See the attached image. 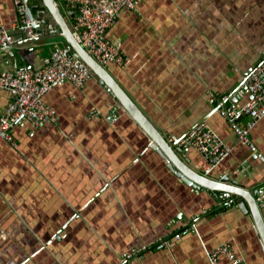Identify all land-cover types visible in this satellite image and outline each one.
<instances>
[{
    "label": "crops",
    "instance_id": "obj_1",
    "mask_svg": "<svg viewBox=\"0 0 264 264\" xmlns=\"http://www.w3.org/2000/svg\"><path fill=\"white\" fill-rule=\"evenodd\" d=\"M139 7V14L123 10L108 32L132 62L107 69L174 149L176 138L206 120L233 150L208 174L197 151L177 154L191 170L255 195L264 185V116L251 132L253 150L222 115L231 99L218 94L236 90L264 56V0H142ZM17 21L16 0H0V25L26 38ZM65 44L54 37L1 50L0 73L41 67ZM45 99L57 124L24 122L11 130L13 140L0 142V264H212L207 250L224 242L249 264H264L248 204L247 213L242 198L220 202L180 178L99 78L82 89L66 81ZM9 100L0 89V115ZM92 110L100 117L89 118ZM216 264L231 262L222 255Z\"/></svg>",
    "mask_w": 264,
    "mask_h": 264
},
{
    "label": "built area",
    "instance_id": "obj_2",
    "mask_svg": "<svg viewBox=\"0 0 264 264\" xmlns=\"http://www.w3.org/2000/svg\"><path fill=\"white\" fill-rule=\"evenodd\" d=\"M60 1H63L68 9L72 24L67 22L73 36L102 66L107 68L114 64L125 68L132 62L131 56L124 49L122 39L112 37L108 32L116 24L123 10L139 14L142 0ZM16 8V27L27 37L41 35L33 27V23L40 24L42 21L31 20L23 0H16ZM71 10L75 12L73 17L70 15ZM58 30L54 25L47 33H56ZM15 41L9 28L0 25V47L11 46ZM93 75L87 64L77 58L67 44L55 46L49 59L41 67L1 72L0 89L9 92L10 100L5 112L0 115V142L13 140L11 130L24 122H29L35 129L47 124H57L58 111L46 102V95L55 86L66 81L78 89L85 88ZM218 96L222 101L231 99L229 104L223 106L222 115L236 131L237 140L255 150L251 132L264 116V56L243 77L236 90ZM100 115V112L92 110L89 118ZM108 119H116V116L109 115ZM178 144L184 151L195 150L202 155V169L206 174L233 150L206 120L190 128L179 138ZM254 196L258 206H264V185L256 188ZM176 237L180 239L181 234L178 233ZM207 254L212 264H216L222 255H225L231 264H249L237 253L231 242H224L209 249Z\"/></svg>",
    "mask_w": 264,
    "mask_h": 264
},
{
    "label": "water",
    "instance_id": "obj_3",
    "mask_svg": "<svg viewBox=\"0 0 264 264\" xmlns=\"http://www.w3.org/2000/svg\"><path fill=\"white\" fill-rule=\"evenodd\" d=\"M23 4L27 7L32 21H42L40 24L33 23V27L36 28L41 35L24 38V35L21 33L16 36L17 41L14 44L5 48L0 47V51L11 50L14 47L29 46L33 42L47 40L54 37H64L66 44L72 49L75 56L82 59L87 64L94 75L99 78L105 89L118 100L133 119L147 132L153 142V146L163 155L169 163V166L180 178L185 182L194 185L196 188H207L208 191L213 192L214 197L220 202H224L226 199L233 196L234 198L243 199L240 203L241 209H246L245 204H248L249 212L253 215L255 226L261 236V241L264 246V218L253 192L248 188L239 187L235 185V183L230 184L223 180H213L198 171L188 168L177 154V151H181L182 147L180 146V150L179 148L174 149L173 146L168 143L163 135L136 105L126 90L115 80L109 70L90 55L73 36L71 29L60 10L57 0H23ZM74 13V10H71L70 15L73 17ZM54 25L59 28L58 32H44L45 30L47 31L52 28ZM178 142L179 139L173 144H177ZM218 191L224 192V194L219 195L217 193ZM245 211L247 212L248 209Z\"/></svg>",
    "mask_w": 264,
    "mask_h": 264
},
{
    "label": "rangeland",
    "instance_id": "obj_4",
    "mask_svg": "<svg viewBox=\"0 0 264 264\" xmlns=\"http://www.w3.org/2000/svg\"><path fill=\"white\" fill-rule=\"evenodd\" d=\"M57 1L59 2V6H60V9H61V12L64 14V16L66 18H68L71 21L70 16L68 15V9L65 6V4L63 3V1H60V0H57ZM62 38H64V37H62Z\"/></svg>",
    "mask_w": 264,
    "mask_h": 264
}]
</instances>
